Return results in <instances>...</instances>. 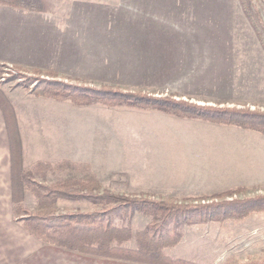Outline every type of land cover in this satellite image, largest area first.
<instances>
[{
	"label": "rangeland",
	"instance_id": "rangeland-1",
	"mask_svg": "<svg viewBox=\"0 0 264 264\" xmlns=\"http://www.w3.org/2000/svg\"><path fill=\"white\" fill-rule=\"evenodd\" d=\"M53 1L48 6H55ZM80 9L75 13L79 19L67 16L63 20L65 31L59 38L64 53L57 61L62 73L0 66V91L5 96L4 91L20 87L41 97L31 92L37 82L58 80L264 112V0H93L90 5L81 3ZM57 101L80 109L81 118L112 123L110 131L101 133L99 128L86 137L101 145L97 157L107 161L105 168L98 165L96 173L84 163L99 180L101 191L178 204L264 196V180L253 181L249 177L253 174L247 172V178L239 181L227 171L219 178L213 167L206 166L209 155L193 152L192 135L213 131V125L221 124L153 108ZM216 155L227 165L233 159L232 151ZM82 172L57 171L42 184ZM256 175L263 178L264 164ZM32 187L23 193L22 206L28 212L37 207ZM226 192L233 193L218 198ZM0 203V264H13L20 256L24 261L19 264H142L45 244L16 221L9 203ZM100 207L85 200L59 199L51 211L76 213ZM152 219L137 212L131 220L119 215L115 224L130 223L139 231ZM178 231L181 241L165 250L174 259L197 264L264 260V211L240 219L181 225ZM125 246L134 248L135 241Z\"/></svg>",
	"mask_w": 264,
	"mask_h": 264
},
{
	"label": "trees",
	"instance_id": "trees-1",
	"mask_svg": "<svg viewBox=\"0 0 264 264\" xmlns=\"http://www.w3.org/2000/svg\"><path fill=\"white\" fill-rule=\"evenodd\" d=\"M0 1L31 10H40L39 5L42 2L41 0ZM31 92L41 97L67 100L76 106L103 104L126 105L140 109L153 108L176 117L194 118L221 125H236L264 134L262 111L198 105L171 96L158 97L142 92H124L110 87L97 88L58 80H39ZM0 108L9 133L13 215L30 235L45 244L142 264H197L184 259H174L165 251L181 241L179 226L240 219L251 212L264 211V196L204 204H178L173 201H156L142 196L101 191V184L88 164L70 161H63L53 168H58V171L69 170L80 173L84 171L83 174L70 175L50 185L32 182L23 170L22 140L14 108L1 91ZM30 185H33L37 202L36 210L33 212H28L22 206L23 193ZM232 193H223L218 198ZM59 199L85 200L101 207L87 212L54 214L51 208ZM137 212L153 218L146 229L134 231L130 223L122 226L115 224V219L119 215L131 220ZM132 240L135 241L134 248L125 246ZM225 264L238 263L228 259ZM246 264H264V260Z\"/></svg>",
	"mask_w": 264,
	"mask_h": 264
},
{
	"label": "crops",
	"instance_id": "crops-1",
	"mask_svg": "<svg viewBox=\"0 0 264 264\" xmlns=\"http://www.w3.org/2000/svg\"><path fill=\"white\" fill-rule=\"evenodd\" d=\"M41 1L40 10L0 1V66L41 70L57 75L62 73L57 61L63 59L64 53L62 39L59 38L65 31L63 20L67 16L73 20L79 19L80 16L75 13L80 12V4L90 5L93 0H54L55 6H48L49 0ZM4 92L18 120L23 170L29 180L43 183L51 179L58 171V168L53 167L63 161L88 163L95 173L100 170L98 165L106 167L107 161L101 160L96 154V149L101 148V145L86 137L90 133H97L99 128L101 133L110 131L111 122L81 118L80 109L74 110L63 101L35 97L20 87ZM100 121L102 123L99 124ZM213 126H216L215 130L192 135L189 142L194 153L206 152L209 155L206 166L213 167L219 178H224L227 171L239 181L247 178V172L253 174L249 176L253 181L264 180V176L261 178L262 175H256L263 170L264 135L236 126ZM221 150L233 152V159L231 157L228 160L230 165L217 156L219 154L215 156ZM237 161L239 167L234 166ZM109 169L112 171V168ZM28 194L32 193L26 191ZM1 200L9 203L10 210H13L9 133L0 108ZM16 261L17 264L21 263L24 256L15 257L13 264Z\"/></svg>",
	"mask_w": 264,
	"mask_h": 264
}]
</instances>
